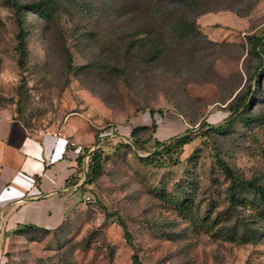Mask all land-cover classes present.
<instances>
[{
	"label": "rangeland",
	"instance_id": "obj_1",
	"mask_svg": "<svg viewBox=\"0 0 264 264\" xmlns=\"http://www.w3.org/2000/svg\"><path fill=\"white\" fill-rule=\"evenodd\" d=\"M14 1L0 0V116L66 128L84 155L99 144L104 169L89 182L86 156L62 227L10 234L0 264H264L250 186L264 187V0H16L49 2L44 16ZM150 111L165 141L191 142L158 148L149 128L127 145Z\"/></svg>",
	"mask_w": 264,
	"mask_h": 264
},
{
	"label": "crops",
	"instance_id": "obj_2",
	"mask_svg": "<svg viewBox=\"0 0 264 264\" xmlns=\"http://www.w3.org/2000/svg\"><path fill=\"white\" fill-rule=\"evenodd\" d=\"M157 122L155 115L146 114L127 134L152 129ZM169 132L160 126L153 140L164 142ZM74 139L66 128L34 134L15 118L0 116V242L10 234L26 235L21 231L28 227L55 231L63 225L78 190L72 182L85 152Z\"/></svg>",
	"mask_w": 264,
	"mask_h": 264
},
{
	"label": "trees",
	"instance_id": "obj_3",
	"mask_svg": "<svg viewBox=\"0 0 264 264\" xmlns=\"http://www.w3.org/2000/svg\"><path fill=\"white\" fill-rule=\"evenodd\" d=\"M12 4H13V6L17 7L19 12H21V13H23L25 10H28V11H35V12L39 13L40 15L44 16V15L48 14L50 11L49 2H44V1L37 3V4H29V5H26L25 7L24 6L21 7L16 0ZM25 34H26V32H25L24 26L23 27L21 26L20 34H19V37H20V39H19L20 43L19 44H20V52L22 55H24L23 52H24V46H25V40H24ZM253 42H254V44H253L254 49H256V51L258 50L257 52L260 55V57L262 58L261 68H263V65H264V38L255 37ZM256 89L257 88H255V90L250 89L248 93L243 94L241 96L239 107L231 109V111H232L231 118L229 119V121L225 125L217 127V128L211 127L210 130L219 131V130H222L223 128H229L231 126H234V124L237 122L238 118L242 116L243 111L241 108L246 107V104L248 102V99L250 98V95L251 94L254 95L256 92ZM155 113L156 112H154V111H150V114L153 117H154ZM262 120L264 121V118H262ZM148 129L149 128H147V127L135 129L131 134V137H130L131 139L129 140L130 143H126V144L127 145L136 144V142H138V140H137L138 133H140L143 130L146 131ZM157 129H158L157 124H154L152 126L153 133H156ZM154 141L157 144L158 148L171 147V146L183 148L184 146L188 145L191 142V137H189V135L187 133L186 135L173 137L170 140L164 141V142L158 141L157 139H154ZM85 156L86 155H83L79 159L80 164H83V160H84ZM102 156L103 155L101 152V147H99L94 152H92L90 159H89V164H88V168L90 167V169H89V173H87V179L89 180V182L91 180L99 177L100 174L102 173V171L104 169V159L102 158ZM152 160L153 159H150V158L142 159V161H145V162H151ZM219 163L222 166L227 177L231 180V182H232V188L231 189L234 193L237 190V187L242 182V179L240 177H238V175L232 169H230L229 166L224 161L219 160ZM250 186L257 193L260 200L264 204V187L258 185V183L256 181L250 182ZM60 228H58L55 231H49V230H45V229H37L35 227H28L27 229H24V231H21V232H25L27 234L33 233L35 231H42L44 233H55ZM125 230H126V228H125ZM126 237H127L128 241L130 242L132 237L127 230H126ZM134 258H135L134 264H141L137 257H134Z\"/></svg>",
	"mask_w": 264,
	"mask_h": 264
},
{
	"label": "built area",
	"instance_id": "obj_4",
	"mask_svg": "<svg viewBox=\"0 0 264 264\" xmlns=\"http://www.w3.org/2000/svg\"><path fill=\"white\" fill-rule=\"evenodd\" d=\"M124 142H126V143H130L128 140L127 141H124ZM71 145L73 146V147H75L76 146V143L74 142V141H71ZM100 147V145L99 144H97L94 148H92L90 151H89V153H87V157H86V161L88 160V158L91 156V154H92V152H94L96 149H98Z\"/></svg>",
	"mask_w": 264,
	"mask_h": 264
}]
</instances>
